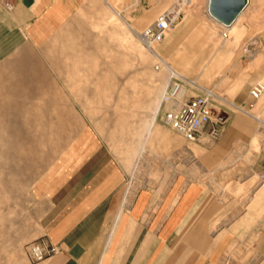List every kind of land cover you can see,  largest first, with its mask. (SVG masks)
Wrapping results in <instances>:
<instances>
[{"label": "crops", "instance_id": "1", "mask_svg": "<svg viewBox=\"0 0 264 264\" xmlns=\"http://www.w3.org/2000/svg\"><path fill=\"white\" fill-rule=\"evenodd\" d=\"M100 1L108 7L106 0ZM12 3L7 10L0 1V63L8 70L1 80H9L0 88V97L5 96L0 109L66 111L49 119V125L55 121L62 125L57 131L54 127V134H63L49 136L48 153L36 155L35 170L29 173V192L38 216L35 239L43 237L58 248L55 255L37 264H264V153L254 149L255 127L250 126L264 125V98L259 103L242 93L232 102L223 99L240 108L227 111L211 144L199 140L196 146L182 149L190 158L191 172L176 171L161 191L141 188L131 195L127 168L81 109L101 104L85 92L100 86L70 81L50 88L40 80L45 73L34 63L58 57L25 52L73 35V28L81 25V13L94 10L96 1ZM109 7L122 18L119 10ZM212 38L213 34L207 36L209 41ZM217 46L229 60V47L222 42ZM254 46L258 47L257 39L250 43L252 55L257 53ZM220 56L222 52L216 53L215 60ZM70 57L75 56L61 58ZM19 69H24L21 76L5 74ZM78 73L70 67L62 74ZM243 85L235 80L231 89L237 91ZM52 92L62 95L46 97ZM155 122L144 143L148 155L154 143L167 145L171 137L162 134L158 125L154 127ZM210 129L207 126L206 132ZM174 145L179 146V140ZM144 166L148 185L152 176L157 177V171H148V162L136 161L132 176ZM170 174L166 170L164 178ZM256 177L261 181L256 182Z\"/></svg>", "mask_w": 264, "mask_h": 264}, {"label": "rangeland", "instance_id": "2", "mask_svg": "<svg viewBox=\"0 0 264 264\" xmlns=\"http://www.w3.org/2000/svg\"><path fill=\"white\" fill-rule=\"evenodd\" d=\"M95 1L94 10L81 13V25L73 28V35L57 37L50 44L25 52L40 57H58L34 63L35 68L44 71L45 76L40 80L50 88L70 81L100 86V89L85 92L100 99L101 104L81 109L118 161L127 168L129 194L134 195L141 188L161 191L178 173L191 172L190 158L182 149L196 145L165 127L158 114L154 127L158 125L162 134L171 136L168 144L154 143L149 155L146 152L140 154L147 127L168 82V71L160 63V58L178 75L195 79L202 88L212 89L222 99L232 102L234 96L247 93L252 84L264 83V0H249L248 8L231 32L211 21L206 13L207 0H106L108 7L103 1ZM109 5L119 10L127 23L113 14ZM173 8L179 13L169 21L171 25L165 33V37L169 34L173 39L165 44L168 36L164 43L154 45L160 56L156 58L150 48L142 44L138 34L163 12ZM209 34H213L212 41L207 39ZM255 39L258 40V47L254 46L257 53L252 55L250 43ZM219 42L232 51L229 60L225 51L215 49ZM219 52L222 56L218 61L214 57ZM67 55L75 57L61 58ZM216 61L219 63L215 65ZM70 67L79 73L63 75ZM5 70L8 71L0 63V88L9 81L1 80ZM23 70L5 74L21 76ZM222 78L224 84L217 85ZM11 80L18 86V79ZM235 80L243 82L242 89H231ZM52 94L62 95L61 92H52L46 97ZM4 98L0 97V100ZM263 98L264 94L259 103ZM222 103L227 110L240 108ZM61 111L66 112L63 108L0 109V264H35L30 262L25 251L26 245L37 240L38 236V216L29 192L30 172L34 169L32 160L35 161L37 154L48 153L50 135L53 138L63 134L53 132L54 127L56 131L62 127L57 121L53 125L48 123ZM250 126L255 127L254 149L264 153V125ZM201 139L207 145L211 144L206 138ZM178 140L180 145H174ZM136 161L148 162L149 172L157 171L154 173L157 177L152 176L148 185L143 179L146 166L138 168L140 174L132 176ZM166 170L171 174L164 178ZM255 179L261 181V178Z\"/></svg>", "mask_w": 264, "mask_h": 264}, {"label": "built area", "instance_id": "3", "mask_svg": "<svg viewBox=\"0 0 264 264\" xmlns=\"http://www.w3.org/2000/svg\"><path fill=\"white\" fill-rule=\"evenodd\" d=\"M0 1L7 10L13 8V0ZM168 27L169 15L163 12L152 25L138 34V38L148 48L152 43L161 42ZM168 80L158 110L162 124L189 142L195 143L201 138L213 142L220 134L219 117L228 111L222 103L225 101L211 89L202 88L191 79L170 75ZM247 93L251 99L258 100L264 94V83L252 84ZM207 126L211 127L209 132H206ZM25 251L30 262L37 264L55 255L58 248L40 237L28 243Z\"/></svg>", "mask_w": 264, "mask_h": 264}, {"label": "water", "instance_id": "4", "mask_svg": "<svg viewBox=\"0 0 264 264\" xmlns=\"http://www.w3.org/2000/svg\"><path fill=\"white\" fill-rule=\"evenodd\" d=\"M248 5V0H209L207 11L209 18L228 28L242 14ZM227 114L220 115L219 120L224 121Z\"/></svg>", "mask_w": 264, "mask_h": 264}, {"label": "bare ground", "instance_id": "5", "mask_svg": "<svg viewBox=\"0 0 264 264\" xmlns=\"http://www.w3.org/2000/svg\"><path fill=\"white\" fill-rule=\"evenodd\" d=\"M209 1V0H208ZM249 3H250V1L248 0V5H249ZM207 5H208V2H207ZM248 5H247V7L244 9V11L248 8ZM206 11H207V6H206ZM244 11L242 12V14L235 20V22L234 23H232L230 26H228V28H225V27H223V26H221L220 24H218L217 22H215L213 19V21L216 23V24H218L221 28H223L224 30H226L227 32L229 31V32H231V31H233V26H234V24L236 23V21L244 14ZM178 13H179V11H178V9L177 8H173V9H171V10H169L166 14L167 15H169V21H171V20H173V18L175 17V16H178ZM209 17V16H208ZM169 25H171L170 24V22H169ZM127 26H128V24H127ZM128 28L131 30V28L128 26ZM168 30V29H167ZM167 30H166V32H167ZM169 36V34L165 37V34H164V38L161 40L162 41V43H164V41L166 40V38ZM172 39H173V37L171 36H169V39H167V41H165V44H167V43H170L171 41H172ZM156 43H152V44H150L149 45V47L148 48H150V51L153 53V55L156 57V58H160V56L157 54V52H158V50L157 49H155L154 48V45H155ZM160 63L161 64H163V67H164V69H166L167 71H168V79H169V76L170 75H173V76H177V77H182V76H180V75H178L176 72H174L173 71V69L168 65V64H166L161 58H160ZM168 82H169V80H168ZM168 82H167V84H166V86L168 85ZM261 83V82H260ZM263 83V82H262ZM201 87V86H200ZM166 88V87H165ZM165 91V90H164ZM164 93V92H163ZM162 93V94H163ZM162 96V95H161ZM163 97V96H162ZM162 97H161V99H160V102H161V100H162ZM260 99V98H259ZM160 102H159V104H158V107H157V109L154 111V116H153V118L151 119V121H150V123H149V125H148V127H147V133H146V136H145V138H144V140H143V143H142V148H141V152H140V154L141 155H143V154H145V145H144V143H145V140L147 139V137H148V135H149V133H150V128H151V126L153 125V123L155 122V120H156V116H158V114H159V112H158V110H159V106H160ZM201 141L203 142V140L201 139ZM204 143V142H203Z\"/></svg>", "mask_w": 264, "mask_h": 264}]
</instances>
